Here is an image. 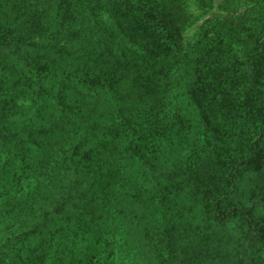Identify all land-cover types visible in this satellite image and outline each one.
<instances>
[{"label":"trees","instance_id":"obj_1","mask_svg":"<svg viewBox=\"0 0 264 264\" xmlns=\"http://www.w3.org/2000/svg\"><path fill=\"white\" fill-rule=\"evenodd\" d=\"M137 1L0 0V264H264V0L200 33L241 102Z\"/></svg>","mask_w":264,"mask_h":264},{"label":"rangeland","instance_id":"obj_2","mask_svg":"<svg viewBox=\"0 0 264 264\" xmlns=\"http://www.w3.org/2000/svg\"><path fill=\"white\" fill-rule=\"evenodd\" d=\"M137 2H140L141 6L149 10L157 21L164 22L165 26L168 28L166 29L168 35H173L175 38L174 43L176 48H182L181 51L188 55L191 54V51H200L201 53L209 54L208 60L212 69L215 71L220 69L227 74L232 85L230 91L232 97L235 98L236 102H241L244 99L245 95L248 93L246 89L249 86L246 88L239 87L236 67L239 68V66H242L246 61H249V55H252V47L249 45L245 47L242 43L240 44L234 39L228 42L218 41L217 38L213 37L212 40L202 41L200 33L203 29H211L214 26L219 27L222 21L235 19L238 13L244 14L245 17H247L248 8L245 6L239 7L236 5V0H138ZM257 8L258 6L256 5L254 10ZM250 12L253 13L251 17L258 16L256 13L252 12V10ZM255 21L251 22L249 27H253L251 24ZM131 30L135 33L141 34V32H143L144 34H148L147 28H139L137 30L131 28ZM163 36H165V34H163ZM160 37L162 40L163 37ZM233 37L237 36L234 35ZM243 38L245 39V35H243ZM200 40L202 42H200ZM258 41L263 42V37L260 36ZM116 42L117 41L114 40L115 44ZM117 46L118 45H116V47ZM248 48L251 50L247 55ZM176 63L180 66L184 62L180 61ZM194 63V60L190 59L184 66L188 65L192 67ZM197 65L200 66V63ZM260 88L264 96V88L259 86V89ZM178 147L180 148L182 146ZM189 147L190 145H186V148H181L178 153V158L180 160H183L187 154V150L190 149ZM242 188L247 192V206L256 207L257 211H259L256 221L264 223V169L262 172L258 173V176H255L253 180H251V178L248 180L247 177L243 182Z\"/></svg>","mask_w":264,"mask_h":264}]
</instances>
